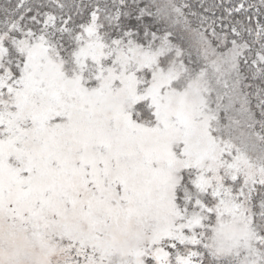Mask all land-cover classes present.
I'll use <instances>...</instances> for the list:
<instances>
[{"label": "snow or ice", "instance_id": "snow-or-ice-1", "mask_svg": "<svg viewBox=\"0 0 264 264\" xmlns=\"http://www.w3.org/2000/svg\"><path fill=\"white\" fill-rule=\"evenodd\" d=\"M0 264H264V0H0Z\"/></svg>", "mask_w": 264, "mask_h": 264}, {"label": "rangeland", "instance_id": "rangeland-1", "mask_svg": "<svg viewBox=\"0 0 264 264\" xmlns=\"http://www.w3.org/2000/svg\"><path fill=\"white\" fill-rule=\"evenodd\" d=\"M31 254L33 256H38L39 255V250L38 249H33V250H31Z\"/></svg>", "mask_w": 264, "mask_h": 264}]
</instances>
